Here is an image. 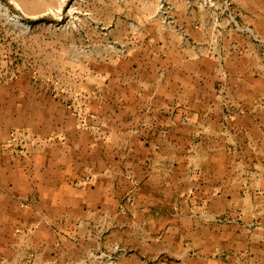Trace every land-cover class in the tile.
<instances>
[{"label":"crops","instance_id":"0c3cea01","mask_svg":"<svg viewBox=\"0 0 264 264\" xmlns=\"http://www.w3.org/2000/svg\"><path fill=\"white\" fill-rule=\"evenodd\" d=\"M232 1L264 38V0ZM226 22L217 47L203 13L190 39L148 36L128 57L88 62L71 84L102 132L43 91L13 93L0 142L13 127L33 140L4 178L0 161V202L34 264H92L89 250L115 244L118 264H264V60Z\"/></svg>","mask_w":264,"mask_h":264},{"label":"rangeland","instance_id":"374dc122","mask_svg":"<svg viewBox=\"0 0 264 264\" xmlns=\"http://www.w3.org/2000/svg\"><path fill=\"white\" fill-rule=\"evenodd\" d=\"M210 1L0 0V122L4 120L5 106L14 102L13 93L38 89L66 108L78 129L102 132L104 117L92 111L88 92L71 81H82L88 62L118 61L130 56L148 36L157 39L175 33L187 39V30L200 28L203 13L211 27L210 43L217 47L228 20L222 16L218 24L217 10ZM121 47L126 51L124 55L117 52ZM258 47L264 60L262 47ZM71 95L87 98V125L82 124L81 113L70 107ZM228 115L229 111L227 118ZM14 133L19 135L18 146L10 142ZM6 138L0 142L3 178L7 169L21 162L27 143L33 140L30 132L20 127L8 129ZM134 201L135 193L131 191L119 212L126 213L125 204L132 205ZM3 213L0 202V264H34V252L19 244L20 224L7 222ZM122 249L118 244L104 252L92 249L86 258L92 264H118ZM102 253L106 256L101 258Z\"/></svg>","mask_w":264,"mask_h":264},{"label":"built area","instance_id":"2783aa9c","mask_svg":"<svg viewBox=\"0 0 264 264\" xmlns=\"http://www.w3.org/2000/svg\"><path fill=\"white\" fill-rule=\"evenodd\" d=\"M219 1L220 2L210 1V4L212 6H214L215 9L217 10V12L215 14H216V21L218 22V24H219L220 17L225 16L226 19L229 21V24L233 25L235 29L251 35L252 38L254 39V41L256 43H258L259 45H261L262 50H263V56H264V38H260V37L256 36L251 31V29L244 28L238 23V21L236 20V17H235L232 0H219ZM117 52L120 53L121 55H124L126 53L125 49L122 47L118 48ZM226 76H227V74L224 73L223 77H226ZM223 87H225V80L222 81V83H221V88H223ZM54 96H58V95L56 93H54ZM81 98L82 97H79L78 95H73V96L71 95V98H70L71 104H69V105L75 111H79L81 113L80 117H81L82 122H83L82 124L87 125V115L84 112V111H86V99L87 98L85 100H82ZM18 138H19V135L17 133L12 134L11 139H10L12 146H18ZM105 256L106 255H104V253H102L100 257L102 258ZM108 259L112 260V257H108Z\"/></svg>","mask_w":264,"mask_h":264}]
</instances>
